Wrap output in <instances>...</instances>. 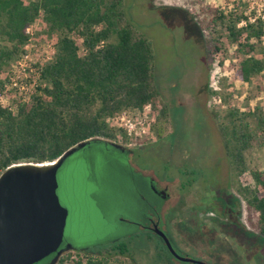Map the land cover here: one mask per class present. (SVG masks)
<instances>
[{
  "label": "rangeland",
  "instance_id": "obj_1",
  "mask_svg": "<svg viewBox=\"0 0 264 264\" xmlns=\"http://www.w3.org/2000/svg\"><path fill=\"white\" fill-rule=\"evenodd\" d=\"M206 6L264 14V0H122L124 22L150 44L154 83L167 108L159 136L154 133L155 122L149 140L124 146L131 150L129 163L168 196L165 200L154 196L144 177L116 168L95 150L75 151L62 162L56 171V194L68 210L62 242L80 247L96 237L131 238L126 255L115 253L102 264H193L168 256L156 237L119 221L144 222L157 216L178 255L206 264H264V240L246 220L244 199L237 191L238 186L252 187L249 173L231 172L209 115L210 108L222 113L227 106L264 107L261 81L254 76L245 83L234 76L238 52L232 45H227L220 63L216 58L205 66L200 31L185 10L203 16ZM38 25L32 23L29 31ZM50 52L49 43L29 40L8 70L0 102L10 104L16 91L28 92L36 78L32 64L46 60ZM158 116L159 111L156 121ZM245 158L248 170L264 167L261 148L249 149ZM89 255L70 251L62 256V264H73L70 258L76 256L84 264Z\"/></svg>",
  "mask_w": 264,
  "mask_h": 264
},
{
  "label": "trees",
  "instance_id": "obj_2",
  "mask_svg": "<svg viewBox=\"0 0 264 264\" xmlns=\"http://www.w3.org/2000/svg\"><path fill=\"white\" fill-rule=\"evenodd\" d=\"M185 11L200 31L205 66L216 58L220 63L227 45H232L238 52L234 76L245 83L259 76L264 95V14L250 12L249 21L236 7L206 6L203 16L190 8ZM34 22L38 27L27 33ZM29 39L49 43L51 55L32 64L36 80L28 92L16 91L10 104L0 105V172L21 162H51L80 142L85 144L76 151L95 150L116 168L131 169L116 157L124 156L119 147H125V134L105 119L122 108L149 104L159 111L154 126L159 136L167 108L154 83L150 44L124 22L122 0H0V94ZM221 101L226 102V95ZM209 115L231 172L249 173L252 187L238 186L237 191L244 199L246 220L264 240V167L248 170L245 158L253 147L264 150V107L227 106L222 113L210 108ZM142 197L137 193L145 204ZM121 237H96L85 244L126 255L131 238ZM91 256L84 264L104 262L102 256ZM70 261L83 264L80 256ZM62 263L59 257L54 264Z\"/></svg>",
  "mask_w": 264,
  "mask_h": 264
},
{
  "label": "water",
  "instance_id": "obj_3",
  "mask_svg": "<svg viewBox=\"0 0 264 264\" xmlns=\"http://www.w3.org/2000/svg\"><path fill=\"white\" fill-rule=\"evenodd\" d=\"M84 144H75L51 162H21L0 172V264H33L52 253L49 264L55 263L67 216L56 194V171ZM153 232L176 260L206 264L178 255L161 230L154 226Z\"/></svg>",
  "mask_w": 264,
  "mask_h": 264
},
{
  "label": "built area",
  "instance_id": "obj_4",
  "mask_svg": "<svg viewBox=\"0 0 264 264\" xmlns=\"http://www.w3.org/2000/svg\"><path fill=\"white\" fill-rule=\"evenodd\" d=\"M255 15H261V17H263L262 14H255ZM247 18L249 21L253 20L252 19L253 17H251L250 15H247ZM29 27L26 28L25 31L30 34ZM29 40H32V39H29ZM50 55H51V52H50ZM32 69L34 68L32 67ZM34 76L36 77L35 72H34ZM34 83L35 81L33 82V84ZM4 91H5V88H3V91L0 94V97L2 96V93H5ZM0 105L3 106L6 104H3L2 102H0ZM157 114H158V110L149 104L143 105L141 107H135V108L126 107L108 116L105 119V123L109 127L115 129L117 132L122 131L125 134L127 142L140 143V142H145L149 140L151 136L153 135V126L156 122Z\"/></svg>",
  "mask_w": 264,
  "mask_h": 264
},
{
  "label": "flooded vegetation",
  "instance_id": "obj_5",
  "mask_svg": "<svg viewBox=\"0 0 264 264\" xmlns=\"http://www.w3.org/2000/svg\"><path fill=\"white\" fill-rule=\"evenodd\" d=\"M119 150L121 152H124V157H126V158H127V154L131 152L130 149H127L125 147L124 148H120L119 147ZM126 162L130 165L132 172L135 173L138 177H141V178L145 177V179L147 181V184H149L148 188H149L150 192L154 196H156V197H158L160 199H163V200H165L167 198L168 193L164 189H160L159 187H157L155 185V182L153 181V179L151 177H149L148 175L144 174L140 169L136 168L134 165L129 163L128 158L126 159ZM139 183L140 182L138 181V184ZM67 213H68V210H67ZM122 220L124 222H126V223L134 224L137 227L138 230L145 231L148 234H151L152 236L156 237L159 241H161L162 245L164 246L162 240L157 235H155L154 232H153V228L155 226L159 230H161L166 235V237L168 238V233L164 229L163 223H162L161 219L159 218V216H157L156 219H154L152 217H147L146 221H144V222H139V221H135V220H125V219H122ZM90 248H92V249H90ZM58 249L60 250V252H59V254L57 256V259H59V257H62L63 255H66V253H68L70 251H75L76 253H84V252H82V250H86V253H88L90 255H95V256H98V257L102 256L104 258L111 257L112 255L115 254V250L113 248H111V247H107V246L101 247L100 245L98 247H95L94 245H86V246L78 247L77 245H74V244H72V242H69L67 240L66 241L64 240L63 242L61 241ZM165 250H166V248H165ZM53 257H54V253L48 255L47 257H45V258H47L49 260L47 262V264L50 263V261L53 259ZM172 258H174V257H172ZM57 259H56V261H57ZM180 262H182V261H180Z\"/></svg>",
  "mask_w": 264,
  "mask_h": 264
},
{
  "label": "clouds",
  "instance_id": "obj_6",
  "mask_svg": "<svg viewBox=\"0 0 264 264\" xmlns=\"http://www.w3.org/2000/svg\"><path fill=\"white\" fill-rule=\"evenodd\" d=\"M42 165V164H41Z\"/></svg>",
  "mask_w": 264,
  "mask_h": 264
}]
</instances>
